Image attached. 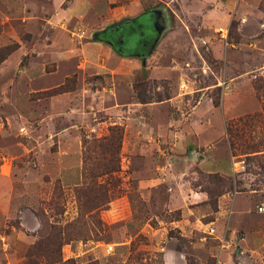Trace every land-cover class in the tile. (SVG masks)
Instances as JSON below:
<instances>
[{
	"label": "rangeland",
	"instance_id": "obj_1",
	"mask_svg": "<svg viewBox=\"0 0 264 264\" xmlns=\"http://www.w3.org/2000/svg\"><path fill=\"white\" fill-rule=\"evenodd\" d=\"M0 54V264H264V0H0Z\"/></svg>",
	"mask_w": 264,
	"mask_h": 264
},
{
	"label": "trees",
	"instance_id": "obj_2",
	"mask_svg": "<svg viewBox=\"0 0 264 264\" xmlns=\"http://www.w3.org/2000/svg\"><path fill=\"white\" fill-rule=\"evenodd\" d=\"M3 57H4V55H1L0 54V61L3 59ZM140 62L143 63L144 60L143 59H140ZM250 120L256 121L257 120V115H256V118L254 116V118L251 117ZM246 122H248V121H246ZM120 138H121V130H120V128L117 127V126H112L109 129L108 134L105 135L104 136V139H103L104 140V143L107 145V150L111 154L113 153L115 156H117V154H118V148H119V145H120L119 144L120 143ZM229 145L231 147L232 146V143H230ZM113 170H114V168L107 169V171H113ZM107 171H105V172H107ZM88 177H92L91 172L88 174ZM87 210H89V208Z\"/></svg>",
	"mask_w": 264,
	"mask_h": 264
},
{
	"label": "built area",
	"instance_id": "obj_3",
	"mask_svg": "<svg viewBox=\"0 0 264 264\" xmlns=\"http://www.w3.org/2000/svg\"><path fill=\"white\" fill-rule=\"evenodd\" d=\"M78 34H82L83 32L81 31V30H79L78 29ZM216 33L220 36V37H225L226 36V34H227V28L225 27V26H219V27H217L216 28ZM242 167V165H240V168ZM258 210L259 211H264V207L263 206H260V207H258ZM213 231H214V229L212 228V227H210L209 229H208V233L209 234H212L213 233Z\"/></svg>",
	"mask_w": 264,
	"mask_h": 264
},
{
	"label": "water",
	"instance_id": "obj_4",
	"mask_svg": "<svg viewBox=\"0 0 264 264\" xmlns=\"http://www.w3.org/2000/svg\"><path fill=\"white\" fill-rule=\"evenodd\" d=\"M154 24H158V25H161V24H162V19L160 18V16L157 17V20H156L155 23H152V26H153L154 28H156V26H155ZM156 29H157V32H158V28H156Z\"/></svg>",
	"mask_w": 264,
	"mask_h": 264
},
{
	"label": "crops",
	"instance_id": "obj_5",
	"mask_svg": "<svg viewBox=\"0 0 264 264\" xmlns=\"http://www.w3.org/2000/svg\"><path fill=\"white\" fill-rule=\"evenodd\" d=\"M239 168H240V166H239ZM234 170H236V169H234ZM261 199H262L261 204L264 206V193H262V195H261ZM258 240H260V237L257 236V241H258Z\"/></svg>",
	"mask_w": 264,
	"mask_h": 264
}]
</instances>
